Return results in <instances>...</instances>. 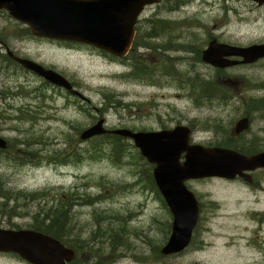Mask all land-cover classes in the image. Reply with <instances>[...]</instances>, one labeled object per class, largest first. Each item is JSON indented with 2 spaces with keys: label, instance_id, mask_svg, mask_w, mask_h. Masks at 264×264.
<instances>
[{
  "label": "rangeland",
  "instance_id": "obj_1",
  "mask_svg": "<svg viewBox=\"0 0 264 264\" xmlns=\"http://www.w3.org/2000/svg\"><path fill=\"white\" fill-rule=\"evenodd\" d=\"M177 1L173 6L164 2L165 8H148L138 24L143 32L147 19H164L170 28L169 43L154 35L149 39L154 48L164 44L166 51L169 49L164 58L146 47L137 51L144 53L143 59L150 68L160 66L157 72L160 79H151V84L149 79L122 78L130 70L127 60H112L90 46L30 36L22 41L25 26L0 11V137L8 144L6 154H0V183L6 182L4 189L21 198L14 206L17 211L11 218L13 225L29 228L34 223L32 215L41 206L69 203L71 238L87 246L84 258L88 259L90 254L97 256L92 263L188 264L183 252L159 254L170 234L172 216L150 187L147 163L140 159L132 142L123 141L125 151L115 162L107 155L108 151L100 158L84 153L93 139L80 140L81 133L100 118L108 130L157 131L181 125L191 110V101H215L193 99L195 95L175 86L180 78L206 80L218 76L224 89L236 88V98L264 96V60L255 69H240L238 74L227 70L229 67L220 68L224 73L219 74L215 70L218 67L203 61V52L211 42L243 49L255 46L251 42L264 33V11H257L256 18L246 10L238 11L228 24L232 35L229 43H220L213 36L215 20L221 18L217 8L201 5L202 0ZM242 16L248 17L250 23L247 19H244L247 24L236 22ZM6 48L16 56L54 70L71 85L75 83L72 88L82 97L52 86L10 61ZM216 49L221 52V48ZM176 70L179 74L174 78L172 73ZM251 86L260 91L248 92ZM74 148L80 154L76 162L71 161L72 157L63 158ZM194 189L204 203L212 200L219 204V207L207 205L205 213L245 214V225L250 226L246 214L251 205L237 189L219 181L194 185ZM209 223L214 234L223 230L232 233V225L226 221ZM112 240L115 245L120 244L116 249L109 247ZM215 242L221 249V241ZM206 258L211 264L234 262L233 253L220 250L212 256L207 254ZM0 264L17 262L0 260Z\"/></svg>",
  "mask_w": 264,
  "mask_h": 264
},
{
  "label": "water",
  "instance_id": "obj_2",
  "mask_svg": "<svg viewBox=\"0 0 264 264\" xmlns=\"http://www.w3.org/2000/svg\"><path fill=\"white\" fill-rule=\"evenodd\" d=\"M160 1L0 0V10H6L12 19L28 27L32 36L79 43L123 58L131 48L138 15L145 6ZM216 48H221L222 56L241 54L244 62L264 57V45L243 49L211 42L203 52V61L218 68L232 64L221 60ZM14 60L46 82L81 96L66 78L54 70L28 59ZM107 133L130 140L140 156L153 166L155 186L172 216L170 235L160 249L163 256L179 254L185 249L198 219V203L186 187L187 181L207 178L232 180L248 167L264 165V155L246 158L228 149L190 146L188 129L182 125L155 132L109 131L100 119L81 133L80 140L87 141ZM6 148L7 142L0 137V150ZM0 253L17 254L29 264H69L75 259V252L59 240L28 229H0Z\"/></svg>",
  "mask_w": 264,
  "mask_h": 264
},
{
  "label": "flooded vegetation",
  "instance_id": "obj_3",
  "mask_svg": "<svg viewBox=\"0 0 264 264\" xmlns=\"http://www.w3.org/2000/svg\"><path fill=\"white\" fill-rule=\"evenodd\" d=\"M216 1L213 0L210 4L208 0H202L201 5L217 8V11L221 13L220 20H215V35H213L215 40L220 43H229L232 35L229 33L228 24L231 17L238 11L246 10L252 13L255 18L258 17L257 11H264V0H237L235 3H229L228 0ZM164 2H167V6H173L178 1L161 0L154 7H145L146 9L138 17L134 26L135 37L139 36L142 31L138 24L141 23V18L147 12V9L165 8ZM179 7L182 8L183 5ZM244 19H247L248 23H250V19L246 16H242L236 22L247 24ZM24 28L25 36L21 37L22 41L28 36L31 39H40L31 36L29 29L27 27ZM251 44L255 46L264 45V33L255 38ZM6 52L9 60L19 65L13 58L23 57L16 56L7 48ZM167 52L161 53L163 58ZM221 60L230 62L232 65L227 70H232L233 74H238L239 72L237 71L240 69H255L258 66H254L261 60L263 61L264 57L254 59L253 62H244L241 54H235L222 56ZM203 66L209 67L205 64ZM215 70L219 74L224 73L223 69ZM72 85L74 86L75 83H72ZM236 91L234 87V89L228 90V95L224 98L215 101L190 102L191 110H189L181 124L188 129V143L190 146L201 145L208 149H230L246 158L264 155V96H253L250 98L238 96L236 98ZM258 91L260 90H256L252 86L248 89V92ZM194 113H198L199 116L192 117ZM203 134H207V136L204 137ZM211 181H219L230 185L245 196V201L251 205L250 210L246 214L250 226L245 225V214L237 216L234 214L205 213L207 205L219 207V204L212 200H209L208 204L204 203L198 190H193V186ZM3 184H6V182L0 183V228L21 229L11 222L12 216L17 211L14 206L21 198L5 190ZM186 186L196 197L199 207L198 220L193 227L189 243L182 253L187 256L188 264H211L207 260L206 255L212 256L219 250L233 253L234 262L232 264H264V207H260V205H264V165L262 164L252 169L248 167L232 180L221 178L190 180L186 182ZM213 220L228 222L232 225V233L223 230L219 234H214L210 228L211 223H209ZM216 240L221 241V249L216 246ZM0 260H15L17 264H28L14 254L0 253Z\"/></svg>",
  "mask_w": 264,
  "mask_h": 264
},
{
  "label": "trees",
  "instance_id": "obj_4",
  "mask_svg": "<svg viewBox=\"0 0 264 264\" xmlns=\"http://www.w3.org/2000/svg\"><path fill=\"white\" fill-rule=\"evenodd\" d=\"M166 23L168 22L164 19H147V28L135 38L131 51L127 57L122 60H127L128 62L126 61L125 63L130 66L129 72L127 74H123L121 76L122 78H128L132 80L149 79L150 84L151 79H153V81H159L160 78L157 76V72H159L160 66H157L154 69L150 68V64L146 61V59H143L144 53H138L137 51L142 47H146L150 49L151 52L158 54L162 53V51H166V46L164 44L154 48V45L149 42V39H152L153 35L166 39L167 43L170 42V28ZM142 33L144 34L142 35ZM147 55L148 54H146V57ZM109 58L115 60L111 56H109ZM158 58H160L159 55ZM172 74L175 78V76L179 74V71L176 70ZM218 78V76H213L206 80L203 77L180 78L176 80L175 86L187 90L191 95H195L196 97L193 98L195 100H216L224 98L226 95H228V90L221 86V84L218 82ZM222 84H224V82ZM123 141L124 139L117 136L98 137L93 139V141L90 143V147L85 149L84 153L90 155L92 158H100L106 153L105 151H108L107 155L114 158V161L117 162L120 160L122 154L125 151V144ZM77 150L78 149L74 148L63 158L72 157L74 159L70 160L76 162L79 159L76 157L80 155ZM3 152L6 154V151ZM36 153V156H38L39 150H36ZM141 158L142 157L140 156V159ZM0 161H2V159H0ZM147 166L148 168H146V170H148V175L150 178V187L156 191L157 196L163 203L159 193L155 188L152 175L149 172L152 166L149 164H147ZM57 205L58 204L55 203L52 206H45L44 208L41 206L36 215H32L34 223H32L30 228H32V230L49 235L62 242L66 247L75 250L76 258L71 264H94L92 262L97 259V256L90 254L88 259L84 258L83 254L84 252H87V246H84L83 242L73 240L71 238L73 228L71 223L69 203L58 205L61 207H57ZM170 228L171 225L168 226V229ZM119 245L120 244L115 245L113 240L109 243V247L111 249H116Z\"/></svg>",
  "mask_w": 264,
  "mask_h": 264
},
{
  "label": "bare ground",
  "instance_id": "obj_5",
  "mask_svg": "<svg viewBox=\"0 0 264 264\" xmlns=\"http://www.w3.org/2000/svg\"><path fill=\"white\" fill-rule=\"evenodd\" d=\"M101 117H103V116H101ZM101 119V118H100ZM160 254V253H159Z\"/></svg>",
  "mask_w": 264,
  "mask_h": 264
}]
</instances>
